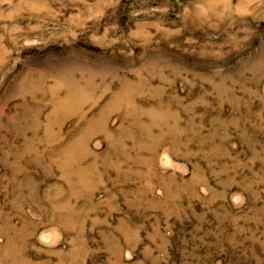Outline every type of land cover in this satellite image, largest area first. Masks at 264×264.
Segmentation results:
<instances>
[{"label": "rangeland", "instance_id": "rangeland-1", "mask_svg": "<svg viewBox=\"0 0 264 264\" xmlns=\"http://www.w3.org/2000/svg\"><path fill=\"white\" fill-rule=\"evenodd\" d=\"M0 264H264V0H0Z\"/></svg>", "mask_w": 264, "mask_h": 264}]
</instances>
